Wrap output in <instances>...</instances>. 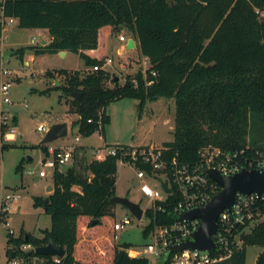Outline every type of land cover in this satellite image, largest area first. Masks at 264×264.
Returning <instances> with one entry per match:
<instances>
[{"label":"trees","instance_id":"1","mask_svg":"<svg viewBox=\"0 0 264 264\" xmlns=\"http://www.w3.org/2000/svg\"><path fill=\"white\" fill-rule=\"evenodd\" d=\"M4 10L18 19L20 27L49 30L47 43L29 46L35 54L72 50L88 67L103 64L113 30L126 25L136 35L150 65L145 72L127 74L123 84L116 76L115 85L106 86L109 73L104 69L64 72V90L82 94L74 97L79 116L73 123L84 135L105 130L108 106L116 99H139L142 109L147 101L166 97L175 100L174 138L163 144L167 157L178 154L181 160L194 162L200 148L209 143L231 151L245 149L247 156L264 152V139L250 134L251 123L264 120V14H260L264 0H5ZM24 51L20 47L12 53L23 57ZM13 121L17 122L16 116ZM6 132L7 125H1L0 133ZM40 145L45 152L46 144ZM84 151L80 146L76 155L84 159L82 166L76 168L74 163L54 172L47 201L35 198L34 205L50 215V228L42 237L9 231L8 260L20 257V264H28L39 256L46 264H102L94 262L97 257L88 236L92 229L104 228L100 224L106 216L115 214L111 197L116 194L119 156L87 160ZM177 199L170 195L165 211L147 210L146 236L154 222L177 218L172 206ZM240 236L242 244L231 239L232 253L214 264H246L247 246H264V220ZM50 238L66 250L59 262L34 248H21L25 243L46 244ZM130 247L131 243H114L110 264H173V253L165 252L154 263L146 255H130ZM256 264H264V253H259Z\"/></svg>","mask_w":264,"mask_h":264},{"label":"rangeland","instance_id":"2","mask_svg":"<svg viewBox=\"0 0 264 264\" xmlns=\"http://www.w3.org/2000/svg\"><path fill=\"white\" fill-rule=\"evenodd\" d=\"M8 37L0 50V69L8 68V74L0 75L1 81L11 82L9 96L10 102H3L0 92V109L8 117L9 126L14 128L13 132L0 133V210L3 199L7 194H16L18 197L7 199L8 212L3 214L5 220L0 221V264H12L7 253V239L10 229L18 236L22 230L42 237L45 230L51 226V217L42 207L35 206L37 196L47 197L53 189V175L47 177L39 175L43 168L42 159L44 149L40 145L45 132L40 130L42 125L50 127L60 121H68L69 132L67 136L61 137L53 143H72L74 136H79L77 142L84 151L87 160L99 158L105 154L103 148L105 143L112 144L122 142L126 144L144 142L155 145H163L164 142L173 140L175 128V101L173 98H162L156 104L147 101L141 109L139 99L122 97L111 102L107 109L108 119L105 130L95 131L91 135H84L78 130L73 122L78 118L77 102L71 93H67L63 85L66 84L65 71L73 70L88 71L89 67L84 59L72 50L66 54L49 52L35 54L29 46L41 43L32 37L46 40L51 39L47 28L20 27L16 24L11 30H7ZM136 38L129 26L123 25L119 30H113L108 35L107 55L114 58V63L106 64L104 69L109 73L105 80L106 86H114V77L124 83L127 74L135 75L138 70L145 72L150 65L149 59L134 47L127 48L125 41L119 39V35ZM137 39V38H136ZM38 41V42H37ZM24 47L23 57L12 51ZM121 63L126 66L121 67ZM53 71L52 76L48 72ZM110 109V112H109ZM16 116L17 122L13 121ZM166 119V120H165ZM250 134L258 139H264V120L258 118L256 124L250 125ZM95 149L97 151L95 152ZM82 154V153H79ZM29 156L31 158H29ZM76 168L82 166L83 158L77 157L74 161ZM73 163V164H74ZM18 165H21L18 168ZM81 169V167H80ZM65 170V167H64ZM135 164L118 159L115 192L117 195L128 196L136 202H140L144 208L142 218L136 217L129 208L121 203H113V216H106L100 226L104 228L92 229L89 232L90 241L94 244L92 254L94 262L110 264L111 249L116 242L131 243L132 247L142 250L140 255L148 256L152 262H157L159 257L144 252L148 242L154 241L152 235L146 236L144 228L150 218L147 210L152 207V200L141 190L144 181L137 175ZM145 180L152 187H159L158 181L146 177ZM52 186L51 190L47 186ZM130 216L131 222L114 232L111 229L115 221H121L124 216ZM251 226L245 232L251 231ZM102 236L103 240L100 242ZM238 245L242 244L241 236H237ZM264 253V246L250 244L247 246L246 264H256L259 253ZM131 255L134 252L131 251ZM27 264V263H26ZM28 264H46L44 258L35 256ZM175 264H181L176 262ZM205 264V263H195Z\"/></svg>","mask_w":264,"mask_h":264},{"label":"built area","instance_id":"3","mask_svg":"<svg viewBox=\"0 0 264 264\" xmlns=\"http://www.w3.org/2000/svg\"><path fill=\"white\" fill-rule=\"evenodd\" d=\"M5 0H0V22L2 24V31L0 33V50L8 37L7 30H11L18 19L14 16H9L4 10ZM264 14V11H260ZM36 39L41 42V37H32V42ZM121 41H125V46L128 42V37L124 34L119 35ZM37 41V42H38ZM148 57H145L147 60ZM114 63V58L106 56L103 64H96L90 66L91 71L104 69L106 64ZM121 63V67H125ZM105 70V69H104ZM8 68L0 69V75L8 74ZM153 74H156L153 71ZM151 83V81H148ZM11 82L9 80L1 81V99L3 102H10ZM8 117L3 114L0 109V126L7 125V132H13L14 128L9 126ZM89 121H92L89 118ZM101 125V120H99ZM48 127L42 125L40 130L46 132ZM80 140L79 136H74L72 143H60L55 145L53 142L45 143L47 150L44 152L42 159L43 168L39 170V175L47 177L54 175L58 170H64V167L74 163L78 149L80 147L77 142ZM101 148L104 149L105 154L102 157H95L96 159H104L108 155H118L119 159L135 164L138 168L137 175L144 181L141 184V190L152 200V208L154 212L157 210L165 211V201L167 198L175 194L178 199L173 203V212L177 218L172 222L157 223L154 222L150 235L153 236L154 241L148 242L144 252H149L157 257H161L166 252V247L173 244H178L192 238V234L196 231L201 223L199 217L190 219H181L180 214L197 207L205 206L208 201L221 190L220 186L214 181L206 172L207 168H215L222 175H232L240 171L243 167L264 169V152L258 151L257 156H247L245 149L241 150H227L221 146L209 143L204 145L199 150V159L197 161L181 160L178 154L167 157L166 153L168 147L164 145H155L153 143L131 145L122 142L112 144L105 143ZM86 150V147H85ZM97 149H95V152ZM139 164L147 165L149 169L141 167ZM146 177L158 181L159 187H152L146 180ZM166 183L170 191L167 192L163 186ZM16 194H7L6 199H3L0 210V221L5 220L9 224L8 219L3 216L8 212L7 199L17 198ZM158 202V203H157ZM264 220V191L258 193L252 191L244 193L242 191L236 192V197L231 207L224 208L218 216V229L212 235L216 248L214 250H200V249H185L179 253H173L172 263L180 262L181 264H195L205 263L214 264L224 260L232 253L230 245L231 239L236 240L237 236L245 232L246 228L251 226L252 229L258 222ZM131 222V217L126 215L121 221H115L112 229L116 232L125 225ZM14 233L12 229H10ZM232 242V241H231ZM23 250L35 248L32 244H22ZM134 252L133 256L140 255L142 250L130 247L129 254ZM215 252V254H212ZM56 262L60 261L59 256H53ZM12 264H20V257H12L10 259Z\"/></svg>","mask_w":264,"mask_h":264},{"label":"water","instance_id":"4","mask_svg":"<svg viewBox=\"0 0 264 264\" xmlns=\"http://www.w3.org/2000/svg\"><path fill=\"white\" fill-rule=\"evenodd\" d=\"M41 43H47V40L43 36H41ZM126 46L127 48L136 46L132 37L129 38ZM60 52L64 54L65 50ZM71 95L76 98L82 97L80 91H72ZM68 132V121L56 122L47 129L40 143L45 144L53 142L61 137L67 136ZM206 172L214 181L222 186V188L205 206L184 211L180 214L181 219L199 217L201 223L199 228L193 232L192 238L178 244L167 246V253H179L185 249L214 250L216 248V243L212 235L218 229V216L224 208L231 207L235 200L236 192L242 191L244 193H250L256 191L261 193L264 191V169L243 167L240 171L232 175H222L215 168H207ZM163 186L167 192L170 191L166 183H163ZM47 189L51 190L52 186H48ZM47 200L48 197H46V201ZM111 202L121 203L129 208L136 217H143L145 210L141 206V203L133 201L128 196L115 194L111 197ZM95 221H97V219H95L94 222ZM33 251L44 255L59 257H63L66 254V250L62 246L56 244L52 238H50L46 244L35 247Z\"/></svg>","mask_w":264,"mask_h":264},{"label":"crops","instance_id":"5","mask_svg":"<svg viewBox=\"0 0 264 264\" xmlns=\"http://www.w3.org/2000/svg\"><path fill=\"white\" fill-rule=\"evenodd\" d=\"M108 38V37H107ZM129 38H131L130 36L128 37V40H129ZM133 38V37H132ZM134 39V42H135V44H136V46L134 47L135 49H137V50H139L140 51V49H139V46H138V41H137V39L136 38H133ZM50 40V39H49ZM49 40H47V41H49ZM107 41H108V39H107ZM127 47V46H126ZM67 53V50H65V53L64 54H66ZM146 56H144V58H145ZM162 98H166V97H159L158 99H156V100H152V102H154L155 104L157 103V102H159ZM168 99H171V98H168ZM161 101H163V99L161 100ZM175 101V100H174ZM163 104L165 103V101H163L162 102ZM165 105V104H164ZM166 120V119H165ZM69 124V123H68ZM141 144H146V143H144V142H140V143H132L131 145H141ZM85 148V147H84ZM31 158V157H30ZM49 186V185H48ZM48 186H47V188H48ZM48 195V194H47Z\"/></svg>","mask_w":264,"mask_h":264}]
</instances>
